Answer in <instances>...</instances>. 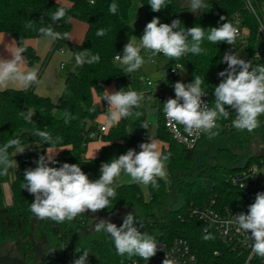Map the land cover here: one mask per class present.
Listing matches in <instances>:
<instances>
[{
    "label": "trees",
    "instance_id": "16d2710c",
    "mask_svg": "<svg viewBox=\"0 0 264 264\" xmlns=\"http://www.w3.org/2000/svg\"><path fill=\"white\" fill-rule=\"evenodd\" d=\"M248 1L259 11V14H263L261 4L264 0ZM113 2L118 5L115 15L109 12V5ZM204 2L207 7L200 15L185 17L184 9L177 0H166L168 6L160 12L151 10L149 0H95L94 4L90 0H58V2L57 0H0V32L10 33L17 46L25 49L23 55L29 65L41 59L35 48L27 42L28 39L43 37L38 31L41 27V17L45 21V26L52 23L49 16L60 6H64L67 10L65 20L68 17L71 19L68 22L58 21L52 25L53 29L70 34L73 20L85 22L87 28L82 43L78 45L79 53L86 50L89 55L100 56L98 63L91 65L85 63L83 66L76 64L74 70L66 74L63 91L56 101L37 94L35 92L37 83L22 89L0 90V146L12 139H19L26 149L24 153L14 156L15 148H9L10 158L17 161L18 167L10 168L6 175H0L1 240H15L20 245L32 248L30 227L33 213L30 211V204L34 197L21 186L25 183L23 180L25 170L35 168L37 165L34 161L40 155H46V150L53 147L41 141L35 134L37 130L47 131L54 138H60L59 143L55 145L58 148V154L55 156L58 163L50 166L60 167L65 162L78 164L92 181L99 178L102 163L118 158L129 148H138L140 151L139 145L145 132L141 124L146 122L148 109L146 104H141L139 109L133 111L131 117L122 119L108 132L102 133L104 143L94 159L86 156L87 144L94 139L89 135L97 132L99 110L94 102L95 96L103 97L106 94L105 90L115 82H129L130 74L124 71L125 66L116 62L114 57L123 52L125 34L141 37L144 33L131 24L136 18L137 3L145 12L148 22L153 17H159L161 23L167 24L174 19H180L181 26L185 28L196 25L205 28L206 35L201 44L205 51L201 54L188 53L179 60L169 59L161 54L166 58L168 67L180 63L187 72L188 79L193 80L194 76L204 79L202 88L207 93L212 107L215 99L214 87L223 79L218 73L227 67V64L222 63V57L229 45L225 42L218 44L209 42L206 39L208 28L229 23L237 14L242 29L248 34L242 59L251 60L253 64H264V58L258 55L259 50L256 48L259 41L258 21L246 6L247 0ZM221 16L226 20L221 21ZM29 20L35 23L32 28H25V23ZM98 29H106V34L96 36ZM69 43L68 38L53 41L38 70V80L53 52ZM137 111L141 113L139 116L135 114ZM22 112L25 115L33 112L32 120L26 121L21 115ZM65 113L69 114L68 123H65ZM233 119H235L234 112L230 113L227 119L220 118L219 127L213 130L218 132L216 136L229 138L239 149V154L228 148L220 149V153L231 161L232 165L211 164L204 159L198 167L195 163L197 148L188 149L172 137L165 127L160 110L157 115L156 137L165 144L162 154H170V158L165 162L168 179L157 178L158 189L149 184L148 198L145 197L140 184L135 182L120 184L116 179V197L110 198L111 202L107 209L97 213L112 214L132 210L134 212L132 214L144 225L140 230L154 237L158 247L161 242H170L174 238L182 237L188 240L192 252L200 261L206 264H223V261L233 254L232 250L218 238L216 232L204 231V224L190 216V206L203 205L210 197H215L220 205L247 213L248 206L254 203L256 191L237 188L230 184L228 179L235 171L260 160L261 157L254 153L251 145L255 134L261 136L264 141V121L260 116L261 126L249 133L247 130L235 129L232 126ZM216 136L209 137L204 133L199 145L202 141L214 139ZM239 157L245 158V162L240 163ZM4 183H9L8 202L5 199ZM90 213L89 211L78 215L73 220H66L63 223L51 219H38L37 225L42 232L58 235V242L65 239L78 255L84 250L89 251L88 258L94 264H134V260L138 261L137 264H141L144 261L138 256L129 258L127 255H118L108 234L88 229L92 214ZM136 226L139 228V223ZM62 232L63 236L59 237ZM207 234L215 238L205 240L203 237ZM216 250L220 251V256L214 255Z\"/></svg>",
    "mask_w": 264,
    "mask_h": 264
},
{
    "label": "clouds",
    "instance_id": "9594fccd",
    "mask_svg": "<svg viewBox=\"0 0 264 264\" xmlns=\"http://www.w3.org/2000/svg\"><path fill=\"white\" fill-rule=\"evenodd\" d=\"M58 2V0H57ZM95 3V0H90ZM151 10L160 12L167 7L166 0H149ZM190 12L196 14L201 9L207 7L204 0H189ZM118 11L117 3L109 5V12L115 15ZM67 10L60 6L49 17L52 23L45 26V21L41 17L38 31L51 41L67 39L68 33H60L53 29L52 25L60 20H65ZM71 18L68 17L65 22ZM225 21L224 16L220 17ZM35 21L29 20L25 23V28H32ZM180 19H174L170 24L161 23L159 17H153L145 26L144 33L140 37L139 44L130 37L129 42L124 45L122 55L115 57L124 65L126 73H133L139 70L145 59L141 55V50H146L151 55L149 59L162 53L169 59L179 60L182 56L192 53L199 55L205 51L201 47L205 39V28L196 25L190 28L181 26ZM96 36H104L106 29H98ZM238 29L232 24L225 22L218 27L208 28L206 39L213 44L225 42L235 48ZM23 47H17L11 52V59L0 58V89H6L10 85H17L27 88L32 84L39 83L37 69H27ZM76 64L83 66L85 63L91 65L100 61L99 54L89 55L87 51H81L75 55ZM222 62L227 67L218 73L223 78L218 86L214 87V107H209L202 100L207 93L202 88L204 79L194 76L190 83L177 81L173 87L175 98H169L163 103V112L167 121L171 124L182 125L188 134L203 132L214 137L218 135L219 125L217 120L227 119L230 113H235L232 126L239 130H247L249 133L261 126L259 117L264 115V64H253L251 60L240 58L237 51H228L222 57ZM176 71V68H173ZM184 72V71H182ZM181 72V73H182ZM101 100L107 101V123L116 125L122 119L131 117L135 109L141 107L144 100V93L123 89L109 92ZM229 109L232 111L230 112ZM137 116L141 113L136 112ZM21 115L26 121H31L33 112ZM65 123L69 122V114L65 113ZM74 119V117H71ZM149 124L144 122L141 128L148 129ZM38 135L44 144H51V150L46 151V155H40L34 161L35 168H28L24 172L22 189L30 193L34 200L30 204V211L38 219H51L57 223L71 221L75 217L87 212L97 213L107 209L111 199L116 197V179L125 173L137 184L149 185L159 188L157 178L167 179L165 162L170 158L163 155L158 148L157 142L149 137V142H142L139 145L140 151L129 148L125 154L118 158H113L110 162L102 163L100 166V176L95 181L82 171L78 164L63 163L60 167H52L50 164H57L55 156L58 154L59 137H53L47 131L37 130ZM15 148L17 154L26 151L19 139H12L3 146H0V175H6L10 168H17V161L10 158L8 149ZM60 151L64 149H59ZM69 150V149H68ZM95 156L93 157V159ZM244 188L245 185L241 184ZM111 198V199H110ZM139 223V228L136 226ZM225 223L237 226L238 231H242L246 237L252 241V252L260 257H264V192L256 193L254 203L248 206L247 213L241 212L233 215V219ZM144 225L132 214L128 213L123 218V223L118 227L108 219H99L94 223V230L97 233L108 234L120 256L127 255L129 258L138 256L145 261H149L160 250L154 237L146 232H141ZM205 240L214 239L211 234L203 237ZM89 251L84 250L73 264H87ZM163 264H171L164 259Z\"/></svg>",
    "mask_w": 264,
    "mask_h": 264
},
{
    "label": "built area",
    "instance_id": "2783aa9c",
    "mask_svg": "<svg viewBox=\"0 0 264 264\" xmlns=\"http://www.w3.org/2000/svg\"><path fill=\"white\" fill-rule=\"evenodd\" d=\"M246 6L251 10L258 21L259 41L264 44V14H259V11L255 9L248 0L246 2ZM229 23L238 29V36L236 39L239 38L241 40H245L247 38L248 34L242 29V23L237 14L233 16V20ZM228 51L230 50L227 49L224 54ZM119 54L122 55V53ZM258 55H261L264 58V50H259ZM116 62L120 63L119 61ZM222 63L226 64L224 62ZM172 66L171 72L173 73V76L176 77L178 75V69L183 67L180 63H176ZM173 68H176V71H173ZM143 80L149 89L138 92L144 93V100L141 103L150 104L151 107H154V113L156 115H158L160 110L162 111L165 127L177 142L184 145L188 149L197 148L204 133L199 132L191 135L188 134L185 132L182 125L174 126L169 123L163 112V103H165L169 98H175L173 85L177 81L175 83H169L164 77L157 81L158 84L148 77H144ZM192 81L193 80L187 78V81L183 83H190ZM128 83L115 82L114 85L116 87V91L121 89L124 91L131 90ZM202 100H204L210 108L212 107L208 95L202 97ZM107 108L108 104L104 101L101 106L100 114L102 116V120H97V132L91 133L89 135L91 138H94L95 135L108 132L112 126H115L107 123ZM262 119L264 121V115H262ZM217 124L219 125V119L217 120ZM134 149L139 152L138 148ZM228 181L230 184L240 189H251L257 193L264 192V158L261 157L259 161L252 162L240 170L235 171V173L230 175ZM241 184H244L245 187H240ZM239 213L241 212L228 206L220 205L216 202L215 197H210L209 201L205 202L203 205L194 204L190 206V216L200 220L204 224V231L208 232L211 230L216 232L218 238H220L222 242L228 245V247L232 250L233 254L229 256L228 259L223 261V264H264V257H260L252 252V241L249 240L242 231H238L235 224L229 225L225 223L226 221L233 219V215ZM63 234V232L60 233L59 237H62ZM159 249V252L154 257H152L149 261H142L141 264H163L166 257L171 264H206L198 259L196 254L192 252L188 240L182 237L174 238L170 242H161L159 244ZM214 255L220 256V251H214ZM78 257L79 255L74 252L70 244L65 239H61L53 248L50 249L49 252H47L45 264H73V261ZM133 263L137 264L138 261L134 260ZM87 264L94 263L90 258H88Z\"/></svg>",
    "mask_w": 264,
    "mask_h": 264
},
{
    "label": "rangeland",
    "instance_id": "374dc122",
    "mask_svg": "<svg viewBox=\"0 0 264 264\" xmlns=\"http://www.w3.org/2000/svg\"><path fill=\"white\" fill-rule=\"evenodd\" d=\"M262 12L264 14V3L261 4ZM185 13L183 14L184 16L188 15H194V16H189V17H195L200 14H194L190 12V9L187 8L184 11ZM75 22H78V24H82L84 26V22H81L80 20H76ZM148 23V19L146 17L145 12L143 11L142 7L140 6L139 3H137V8H136V18L132 20L131 24L133 27L137 28L138 30H141L144 32L145 26ZM74 30H79V26H75ZM130 37H132L137 44L140 42V37L134 36L130 33H127L123 36V41L124 43H128ZM75 37L73 38V40ZM244 43L245 40L241 39H236V44L235 48L233 46L229 45V50L231 51H237L240 54V58H243L244 55ZM62 47H73L75 50L74 58L72 60L68 59L65 60V67L64 69H60L61 75L65 77V75L69 72L74 70V67L76 65L75 61V55L79 53L78 46L76 44H64ZM256 48L260 51L264 50V44L261 41H258ZM62 48H58V52L61 51ZM141 55L145 59V64L136 72L130 73L129 77V87L131 90L140 92V91H145L149 89V87L146 85L144 82L143 78L148 77L151 80L155 81L156 84H158L157 81L162 79L163 77L168 80L169 83H175L176 81H181L185 82L187 81V72L185 71L184 68H179L177 72V76L174 77L173 73L171 72V68L173 66H167V60L166 58L160 53L157 54L155 57H150V53L147 52L146 50H141ZM184 71V72H182ZM182 72V73H181ZM129 74V73H127ZM107 91L114 92L116 91V87L114 84H111ZM106 93V92H105ZM101 96H95L94 102L98 106L99 110V116H98V121L102 120L101 114V106L104 102V100H101ZM107 102V101H106ZM143 104V103H141ZM147 105V115H146V122L149 124L148 129H145L142 142H149V137L153 138L157 144L158 148L162 153V150L165 146V144L159 140L156 137V130H157V115L154 113L155 108L151 107L150 104ZM103 136L102 134L95 135L94 139L91 140L87 144L86 148V156L87 157H94L98 155L100 147L103 145ZM252 149L254 153H257L261 147L264 146V141H262L261 136L255 134L252 137ZM222 148H228L232 152L239 154V149L230 141L229 138L224 137V136H216L214 139H208L205 141H202L200 145L197 147V152H196V158H195V163L196 166H201V162L205 159L206 162L208 163H220L223 165H232V162L229 161L226 157H224L220 153V149ZM52 147L48 148L46 151L51 150ZM58 151V150H57ZM240 163L245 162V158L239 157ZM118 183H132L131 178L126 175L125 173H122L118 178ZM142 187V190L144 192V195L146 198H148L149 193H148V185H143L140 184ZM4 191H5V199L6 202L9 201L10 199V190H9V183H4ZM172 197V196H171ZM128 213H134L132 210H123L119 211L118 213H112V214H101L100 216L95 215L94 217L90 218L88 229L94 230V223L98 222L99 219H108L112 223H115L118 227L123 223V218L126 216ZM91 214V213H90ZM93 214V213H92ZM100 214V213H99ZM142 232V230H140ZM58 235L53 234V233H45L42 232V230L39 229L38 225H36L35 230H34V241L39 246V248H46V252H49L51 248H53L57 242H58ZM74 242V241H73ZM72 242V243H73ZM75 243V242H74Z\"/></svg>",
    "mask_w": 264,
    "mask_h": 264
},
{
    "label": "crops",
    "instance_id": "0c3cea01",
    "mask_svg": "<svg viewBox=\"0 0 264 264\" xmlns=\"http://www.w3.org/2000/svg\"><path fill=\"white\" fill-rule=\"evenodd\" d=\"M177 2L181 7H183L184 9L183 14H184L185 9L189 8L188 7L189 0H177ZM202 12L203 9L198 11L196 14H201ZM189 16H194V15H188V17ZM76 20L78 19L73 20V25L68 40L70 43L76 44L78 46L83 41L87 25L85 22H84V26L82 24H78V22H75ZM75 26H79V30H74ZM74 37L75 39L73 40ZM27 42L35 48L41 60L39 62L29 65L27 59L23 55L25 60V67L27 69L35 68L37 69L38 72L42 64V60L47 56L53 41L43 36V37L28 39ZM17 47H18L17 43L14 37L10 33L0 32V58L11 59L12 58L11 52H14ZM61 51L62 52H58L57 49L56 51L53 52L41 75V78L39 79V83H37L35 86V92L37 94L41 96H47L53 101H56L60 97L64 88V81L66 75L65 77L62 76L60 69H64L66 64L65 60L68 59L72 60L75 54V50L73 47H68V48L62 47ZM8 88L22 89L23 87L17 85H10Z\"/></svg>",
    "mask_w": 264,
    "mask_h": 264
},
{
    "label": "flooded vegetation",
    "instance_id": "af4514ba",
    "mask_svg": "<svg viewBox=\"0 0 264 264\" xmlns=\"http://www.w3.org/2000/svg\"><path fill=\"white\" fill-rule=\"evenodd\" d=\"M38 249L43 255H45V260L43 262V264H45L47 259L46 248H39L38 246ZM3 256L22 260L25 264H41L42 262L41 254L36 252L33 246L32 248L29 246H23L15 240L5 241L0 239V257Z\"/></svg>",
    "mask_w": 264,
    "mask_h": 264
},
{
    "label": "water",
    "instance_id": "95a60500",
    "mask_svg": "<svg viewBox=\"0 0 264 264\" xmlns=\"http://www.w3.org/2000/svg\"><path fill=\"white\" fill-rule=\"evenodd\" d=\"M263 128H264V123H263ZM257 154L260 157L264 158V146L259 149ZM95 215L100 216L101 214H99V213L91 214L90 216L94 217ZM37 222H38V218H36L35 215L33 214V219H32V223H31V227H30V240H31V244L34 247V249L36 250V252L41 254V256H42L41 264H43V262L45 260V255H43L39 251L38 246H37V244L34 241V230H35V227L37 225ZM0 264H25V263L22 260H19V259H16V258H9V257L3 256V257H0Z\"/></svg>",
    "mask_w": 264,
    "mask_h": 264
}]
</instances>
